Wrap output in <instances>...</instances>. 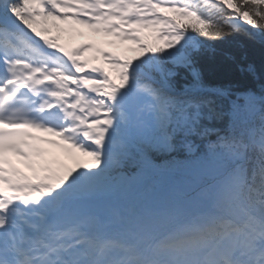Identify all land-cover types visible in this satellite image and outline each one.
<instances>
[{
	"label": "snow or ice",
	"instance_id": "1",
	"mask_svg": "<svg viewBox=\"0 0 264 264\" xmlns=\"http://www.w3.org/2000/svg\"><path fill=\"white\" fill-rule=\"evenodd\" d=\"M48 20L140 54L102 52L113 79L80 58L90 45L42 35ZM241 33L264 41V0H0V264H264V93L225 107L200 66ZM24 129L90 162L34 161Z\"/></svg>",
	"mask_w": 264,
	"mask_h": 264
},
{
	"label": "trees",
	"instance_id": "2",
	"mask_svg": "<svg viewBox=\"0 0 264 264\" xmlns=\"http://www.w3.org/2000/svg\"><path fill=\"white\" fill-rule=\"evenodd\" d=\"M200 66L206 83L230 94L224 100L225 107L237 94L264 93V41L259 38L241 33L223 43L209 45L201 54ZM249 66L253 71L248 70Z\"/></svg>",
	"mask_w": 264,
	"mask_h": 264
},
{
	"label": "rangeland",
	"instance_id": "3",
	"mask_svg": "<svg viewBox=\"0 0 264 264\" xmlns=\"http://www.w3.org/2000/svg\"><path fill=\"white\" fill-rule=\"evenodd\" d=\"M146 30H150V29H144V30H141L139 35L141 37V42L142 39L144 38V35L146 33ZM137 50H139V47L137 46ZM53 154V152H52ZM65 156L66 158L70 161L71 165L73 166L74 165H80V164H84V163H89L90 162V158L84 156L83 154L81 153H77L75 152L74 150H71V151H68L65 153ZM80 160H82V162L80 163ZM52 166L54 168H59L60 170H67V169H70L68 167V165L64 164L62 159L61 158H56L52 160ZM73 168V167H72Z\"/></svg>",
	"mask_w": 264,
	"mask_h": 264
}]
</instances>
